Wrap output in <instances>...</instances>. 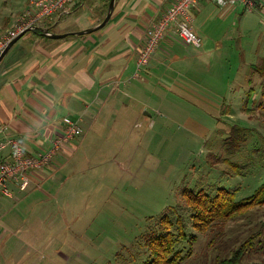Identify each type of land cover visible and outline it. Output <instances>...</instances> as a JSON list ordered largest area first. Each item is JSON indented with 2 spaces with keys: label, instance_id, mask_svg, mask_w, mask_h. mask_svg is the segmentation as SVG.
<instances>
[{
  "label": "crops",
  "instance_id": "1",
  "mask_svg": "<svg viewBox=\"0 0 264 264\" xmlns=\"http://www.w3.org/2000/svg\"><path fill=\"white\" fill-rule=\"evenodd\" d=\"M175 1L116 0L102 28L63 38L28 31L4 56L0 139L14 137L27 152L37 155L62 134L65 117L77 119L83 133L61 147L52 165L34 170L26 190L11 184V196L0 198V264H77L81 248L78 251L76 245L80 246L74 242L66 246L65 233H46L43 227L55 213L58 221H66V191L78 180H84V189H89L94 183L89 169L99 158L115 166L107 171L129 173L123 167L132 164L133 156L119 154L125 142L143 141L146 126L160 118L162 111L189 120V115L177 111L181 108L178 94L187 109L189 97L203 109L220 100L206 98L202 90L214 79H208L210 71H220L210 67V60L228 51L226 44L238 46L244 33L252 31L248 22L260 15L253 11L264 14V0L252 11L241 2L221 6L213 0H199L192 8L191 26L202 37V45L186 46L170 30L149 63L137 69L147 28ZM26 2L15 14L0 12V35L12 26ZM105 2L75 0V6L64 14L46 17L37 25L54 33L92 28L104 19ZM215 77L217 86L225 83L219 73ZM214 90L217 95V87ZM131 126L137 127L133 135L129 134ZM9 154L10 148L0 152V161ZM72 216L78 217L76 211Z\"/></svg>",
  "mask_w": 264,
  "mask_h": 264
},
{
  "label": "rangeland",
  "instance_id": "2",
  "mask_svg": "<svg viewBox=\"0 0 264 264\" xmlns=\"http://www.w3.org/2000/svg\"><path fill=\"white\" fill-rule=\"evenodd\" d=\"M24 1L0 0V12L7 16L11 12L15 14ZM253 13L260 15L248 22L252 31L244 33L238 46L226 44L225 49L230 47L229 50L210 60V67L220 71H210L208 79L213 76L214 79L207 81L208 89L202 90L210 100L220 98L216 104L203 109L199 104H192L189 97L187 109L186 104L180 103L184 99L178 94L181 108L177 111L189 115V120L177 113L170 115L162 111L160 118L146 126L143 141L136 143L130 139L124 143V151L119 154L133 156L132 164L125 163L123 167L129 168V173L120 170L114 174L107 171V167H115L109 160L103 163L105 159H96V164L89 169L90 179L94 181L89 189H84V180H78L66 191L68 201L63 203L66 221H58L55 213L43 222L46 233H65L66 246L69 242L80 246L76 245L78 251L81 248L77 264H84V260L89 264L139 263L145 252L142 235L154 229L155 220L168 207L179 202L183 186L219 182L238 187L237 197H244L264 182V164L258 168L260 155L248 167L249 173L230 179L222 175L228 170L226 160L240 165L248 153L254 158L257 154L252 150H257L258 143L264 140V14ZM217 73L225 77V83L218 86ZM196 91L200 94L197 86ZM234 127L250 129L251 135L242 153L230 155L225 146ZM136 128L131 126L129 134L133 135ZM214 158L219 161L215 162ZM221 175L224 178L220 180ZM82 176L86 177V173ZM87 194L91 197H86ZM72 211L78 217L72 219ZM241 224V219L229 221L230 232L225 237L242 238L245 230ZM212 237H216L214 233L204 240L200 236L195 245L197 252H202ZM204 254L194 264H207V256L211 255L208 251Z\"/></svg>",
  "mask_w": 264,
  "mask_h": 264
},
{
  "label": "trees",
  "instance_id": "3",
  "mask_svg": "<svg viewBox=\"0 0 264 264\" xmlns=\"http://www.w3.org/2000/svg\"><path fill=\"white\" fill-rule=\"evenodd\" d=\"M253 3L251 11L259 6L260 0H253ZM73 4L74 2L70 7H74ZM108 4L109 0H106L105 12L108 10ZM243 5L249 11L248 5L244 3ZM34 32L39 33V31ZM250 66L252 67L251 64ZM250 135V129L234 127L229 131L225 149L230 155L242 153L250 140ZM79 136H75L69 141ZM53 142L54 140L51 146ZM261 143H258L257 150H252L257 155L252 158L248 153L240 165L236 162L229 163L226 160L228 170L223 171L222 175L226 174L225 178L230 179L232 176L249 173L248 167L253 165L252 163L258 155L262 156L258 161L260 164L258 168L261 167L264 164L263 139ZM61 147L42 169L54 163ZM27 153L30 155L29 152ZM213 160L215 161V158ZM218 161L219 158L215 162ZM32 173L33 171L29 173L30 180ZM222 175L219 177L220 180L224 178ZM29 183L22 187L21 183L14 181L10 182L9 188L12 184L19 190H26ZM238 190V187L232 188L226 184H219V182L216 184L204 183V185L194 187L183 186L179 202L168 207L155 220L154 229L142 235L145 252L137 264H194L201 260L202 255L207 251L211 255H206L208 257L207 264H264V182L257 186L251 194L244 197H237ZM10 191L13 192L11 188ZM4 196L11 195H2L1 197ZM235 219H241L245 233L242 238L235 235L231 236L230 240L229 237H225L226 233L230 232L228 222ZM210 233H214L216 237L209 238L206 245L204 244L202 252H197L195 245L197 246L200 236H203L204 240V237Z\"/></svg>",
  "mask_w": 264,
  "mask_h": 264
},
{
  "label": "built area",
  "instance_id": "4",
  "mask_svg": "<svg viewBox=\"0 0 264 264\" xmlns=\"http://www.w3.org/2000/svg\"><path fill=\"white\" fill-rule=\"evenodd\" d=\"M75 0H27L24 10L17 16L12 26L0 35V53L7 44L19 33L32 25L53 15L67 11ZM199 0H176L154 21L146 30L144 43L137 55V69L147 65L157 50L161 41L172 30L186 46L199 47L202 38L192 28V8ZM218 5H235L237 2L248 5L251 10L252 0H213ZM65 125L59 135L47 150L37 154L28 155L25 147L14 137L0 139V152L10 148L8 158L0 161V197L11 195L10 182L17 181L25 187L29 181L30 171L42 169L49 163L57 150L71 138L82 135L83 128L77 119L65 117Z\"/></svg>",
  "mask_w": 264,
  "mask_h": 264
},
{
  "label": "water",
  "instance_id": "5",
  "mask_svg": "<svg viewBox=\"0 0 264 264\" xmlns=\"http://www.w3.org/2000/svg\"><path fill=\"white\" fill-rule=\"evenodd\" d=\"M115 2L116 0H110L109 1V5H108V11L104 17V19L97 24L96 26L92 27V28H88L85 30H81V31H77V32H71V33H54L52 31H50V29L48 27H41L39 25H32L31 27L25 29L24 31H22L21 33H19L14 39H12L7 46L4 48V50L0 53V65L1 62L4 58V56L6 55V53L8 52V50L10 49V47L20 38L22 37L26 32L28 31H39L40 34L44 35V36H48V37H52V38H63L65 36H68L70 34H85V33H90L93 32L94 30H97L99 28H102L109 20L111 13L115 7Z\"/></svg>",
  "mask_w": 264,
  "mask_h": 264
}]
</instances>
